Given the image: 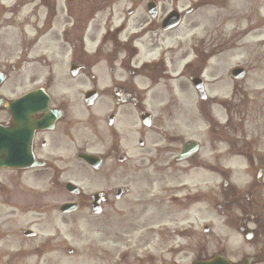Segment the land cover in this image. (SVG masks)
<instances>
[{"label":"flooded vegetation","instance_id":"flooded-vegetation-1","mask_svg":"<svg viewBox=\"0 0 264 264\" xmlns=\"http://www.w3.org/2000/svg\"><path fill=\"white\" fill-rule=\"evenodd\" d=\"M184 1L125 0L126 8L121 0H18L3 8L0 264H179L180 247L166 244L193 242L188 224L214 209L253 248L244 260L264 263V123L247 124L264 119V101L248 100L238 85L249 71L233 81L230 99L204 101L203 128L188 124L202 142L182 140L175 123L180 95L197 100L191 81L219 83L208 69L217 74L229 52L243 49L239 41L260 30L264 0H250L247 12L229 0ZM192 142L195 153L181 160ZM233 160L243 164L239 184L225 165ZM59 226L79 236L83 227L115 228L114 249L96 242L81 253ZM201 248L189 264L209 257Z\"/></svg>","mask_w":264,"mask_h":264},{"label":"rangeland","instance_id":"rangeland-1","mask_svg":"<svg viewBox=\"0 0 264 264\" xmlns=\"http://www.w3.org/2000/svg\"><path fill=\"white\" fill-rule=\"evenodd\" d=\"M14 1L16 0H0V3L3 4L5 7H10ZM190 2H195L197 0H185L184 5H188ZM121 6L128 7L129 4L125 3V0H121ZM261 16L264 18V12H261ZM4 18H7L8 16H3ZM131 24V23H130ZM263 21L261 23L260 27V33L259 35H253L250 34L247 38H245L242 41V44L244 45L243 49V59H244V65L240 63V65H243L244 69H248L250 72V77L247 80V82L239 83L240 87H242L251 98H255L259 100L260 103H263L264 101V26H262ZM246 24H244L245 27ZM129 28H132V25L128 26ZM201 31H197V38H201ZM240 60L239 57H233L232 59H229V63L227 64V67L224 66L222 69L217 71V74L212 73V69H208V73L210 75H216L219 83L217 81L211 82L209 80L206 82V88L207 90H210L214 87V91H221L226 92L224 94V97L229 98L233 92V82L228 76V70L231 66H233L236 61ZM213 64L216 62L213 61ZM216 65V64H215ZM220 68V66H219ZM222 83L221 86H219ZM229 82V83H228ZM229 86V87H228ZM219 87V88H215ZM228 88V90H227ZM208 96H212L207 93ZM222 96V93L218 94L216 96V99L219 100ZM205 102L199 103L195 100H189V97L186 95H180V108L182 113L176 117L175 123L179 124L181 129V139L184 141H189L192 139H198L201 142L204 140V137H195L191 135L187 130L188 124H193L195 120H197V125H194L196 128L201 129L203 128V125L206 123V120L204 118V115L201 113L203 111H200L201 108H204ZM192 108V112L191 109ZM195 107L197 109H195ZM185 109V111H184ZM186 112V113H184ZM194 113V115H193ZM254 121L251 120V117L249 118V121L247 122L248 125L252 124ZM204 144V143H203ZM226 166L229 165L228 163L225 164ZM241 164H233V169L236 171L239 168H243V165ZM241 178V172L237 171L234 174H231V180L233 182H237ZM236 179V180H235ZM244 179V178H243ZM242 179V180H243ZM241 180V181H242ZM215 178L212 180V183H215ZM240 182V181H239ZM136 187L141 188L143 185H137ZM102 220V218H100ZM191 222V230L194 231L196 234V239L194 241H189L187 238H175L173 242H169L166 244V246H180L181 253L178 258V262L180 264H187L190 262L191 258H193L192 254L195 248H199V245L202 247V255H221L226 257L229 261L233 263H239L241 262L246 256H249L253 250V248L244 241L239 234L236 232L234 227H226L222 222V217L219 215V213L216 210H212L207 215L197 219L196 222ZM206 224L209 228V233L204 235L200 232V227ZM182 223V227H183ZM189 225V224H188ZM165 227H167V224H165ZM109 226L100 227L99 231L93 229V228H87L83 227L82 232L80 236L76 235L75 233H72L71 228L68 226H59V235H61V238H64L66 235V238L68 239V244L72 245H78L83 247V251H92L93 245L98 242L100 251H112L113 248V241L114 239V230L115 228H109ZM176 230V229H175ZM68 231V232H67ZM122 235L120 236L117 245H125V237H124V231L120 232ZM192 240V239H191ZM151 241L154 243V245H158V238L152 237ZM70 247V246H69ZM197 248V249H198ZM196 249V251H197ZM82 252V251H80ZM83 253V252H82ZM263 264V263H261Z\"/></svg>","mask_w":264,"mask_h":264},{"label":"water","instance_id":"water-1","mask_svg":"<svg viewBox=\"0 0 264 264\" xmlns=\"http://www.w3.org/2000/svg\"><path fill=\"white\" fill-rule=\"evenodd\" d=\"M11 146H12V143L10 142V140H8V137H6V142H5L6 150H9ZM6 155H9V154L6 152ZM5 165L12 167L14 166V162L12 160H6ZM203 264H229V263L223 260L222 258H214L211 261L207 263H203Z\"/></svg>","mask_w":264,"mask_h":264}]
</instances>
